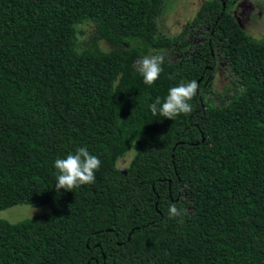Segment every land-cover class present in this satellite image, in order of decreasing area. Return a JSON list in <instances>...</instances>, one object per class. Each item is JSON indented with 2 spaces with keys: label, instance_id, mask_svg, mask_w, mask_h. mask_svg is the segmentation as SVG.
<instances>
[{
  "label": "trees",
  "instance_id": "16d2710c",
  "mask_svg": "<svg viewBox=\"0 0 264 264\" xmlns=\"http://www.w3.org/2000/svg\"><path fill=\"white\" fill-rule=\"evenodd\" d=\"M167 1L0 0V211L49 209L0 220V264H264V39L230 0L166 37ZM151 55L165 62L148 86L136 69ZM192 80L190 113L152 115ZM80 147L101 161L95 182L57 192L55 160ZM172 203L186 213L169 219Z\"/></svg>",
  "mask_w": 264,
  "mask_h": 264
},
{
  "label": "rangeland",
  "instance_id": "374dc122",
  "mask_svg": "<svg viewBox=\"0 0 264 264\" xmlns=\"http://www.w3.org/2000/svg\"><path fill=\"white\" fill-rule=\"evenodd\" d=\"M208 0H169L162 6L157 18L158 31L166 36L172 37L181 34L187 22L191 21L201 4ZM230 12L237 19L240 26L247 34L255 39H264V0H230ZM199 33H190L187 41L192 44L200 42ZM107 50L108 46L102 44ZM171 61L178 59L173 51L165 53ZM215 71L210 77L212 88L221 92L229 82L226 66L219 59ZM132 154H126L117 167L125 170L130 163ZM49 212L46 206L34 207L30 205H18L0 211V220L9 223H17L35 216Z\"/></svg>",
  "mask_w": 264,
  "mask_h": 264
},
{
  "label": "clouds",
  "instance_id": "9594fccd",
  "mask_svg": "<svg viewBox=\"0 0 264 264\" xmlns=\"http://www.w3.org/2000/svg\"><path fill=\"white\" fill-rule=\"evenodd\" d=\"M165 62L163 55L144 56L138 60L137 71L143 78V83L153 86L159 79L163 71L162 65ZM198 83L195 80L180 83L169 89L168 95L161 102L156 99L149 105L153 116L159 115L168 120H174L181 114H188L192 111L190 101L196 95ZM119 159V158H118ZM101 161L95 155L90 154L87 147L77 148L75 153H70L66 158H58L54 162L57 171L55 189L59 192L61 189L73 191L83 185L95 182V172L99 169ZM175 203L169 205L168 218L176 219L186 213ZM182 222V220H181Z\"/></svg>",
  "mask_w": 264,
  "mask_h": 264
},
{
  "label": "water",
  "instance_id": "95a60500",
  "mask_svg": "<svg viewBox=\"0 0 264 264\" xmlns=\"http://www.w3.org/2000/svg\"><path fill=\"white\" fill-rule=\"evenodd\" d=\"M222 6H223V9H224L225 8V2L224 1L222 2Z\"/></svg>",
  "mask_w": 264,
  "mask_h": 264
},
{
  "label": "flooded vegetation",
  "instance_id": "af4514ba",
  "mask_svg": "<svg viewBox=\"0 0 264 264\" xmlns=\"http://www.w3.org/2000/svg\"><path fill=\"white\" fill-rule=\"evenodd\" d=\"M222 2L224 1V0H221ZM225 2V1H224Z\"/></svg>",
  "mask_w": 264,
  "mask_h": 264
}]
</instances>
